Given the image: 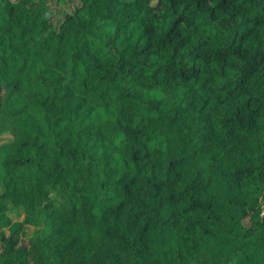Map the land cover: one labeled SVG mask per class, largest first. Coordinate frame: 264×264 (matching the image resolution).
<instances>
[{
    "label": "trees",
    "instance_id": "16d2710c",
    "mask_svg": "<svg viewBox=\"0 0 264 264\" xmlns=\"http://www.w3.org/2000/svg\"><path fill=\"white\" fill-rule=\"evenodd\" d=\"M48 1L0 0V264H264V0Z\"/></svg>",
    "mask_w": 264,
    "mask_h": 264
},
{
    "label": "rangeland",
    "instance_id": "374dc122",
    "mask_svg": "<svg viewBox=\"0 0 264 264\" xmlns=\"http://www.w3.org/2000/svg\"><path fill=\"white\" fill-rule=\"evenodd\" d=\"M49 9L51 10V17L50 21L51 24L54 26L59 22L61 19V16L68 10L72 9L75 5L78 4V0H71L70 2L60 5L55 0H49L47 2ZM11 140L10 136L6 133L3 132L0 134V142L1 143H7ZM6 216L9 218L11 221H21L22 215L19 209L10 207L6 211ZM37 231V227L27 225L25 224L23 226V236L26 237H31L33 236Z\"/></svg>",
    "mask_w": 264,
    "mask_h": 264
}]
</instances>
